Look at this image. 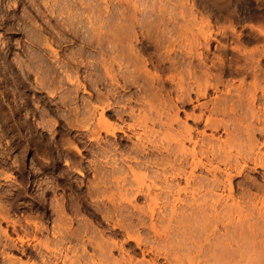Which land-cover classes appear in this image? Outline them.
<instances>
[{
    "label": "bare ground",
    "instance_id": "1",
    "mask_svg": "<svg viewBox=\"0 0 264 264\" xmlns=\"http://www.w3.org/2000/svg\"><path fill=\"white\" fill-rule=\"evenodd\" d=\"M113 1L114 7L109 6L113 10H105L107 15L99 9L100 0H94L95 10L86 17L63 12L53 15L55 10L51 9L50 15L55 16L56 20L52 28H49L52 16L45 14L42 17L46 24H50L44 28V23L38 24L41 18L32 17L25 34L27 45L23 47L28 46L35 51L28 50L26 55L31 60L26 59L30 62L20 65L27 76L25 79L32 75L34 82H30L35 88L44 90L39 91L38 102L43 103L45 98H49V102L45 103L49 113L63 110L65 118L61 121V131H56L55 137L43 132V140L39 142L28 136L26 148L37 154L41 150L39 148L43 147L40 153L47 160L44 161L43 170L54 169L55 166L59 169L57 162L65 153L73 155L75 150L82 153L80 144L89 148L97 162L91 160L89 166L83 167L80 161L77 163L74 160V164H69L66 159L65 161L69 166L79 167L80 170L87 168L92 172L95 185L88 193L90 198H96L98 208L111 205L117 211L127 207V204L132 206L136 221L140 225L149 224L151 231L153 230L155 247L152 245L147 249H154L157 255L162 254L171 264H264V44H251L264 41V27L259 25L263 20L258 23L259 26L250 22V33L245 30L247 26L239 29L230 20L233 23L227 24V27L224 25L225 28L221 30L218 28L215 36L212 29L200 32L203 34L201 40L199 33H194L195 36L191 34L192 30L183 23L184 20L180 19L183 24L180 23L179 15L184 18L185 13L181 8L186 0ZM230 1L201 0V3H197L193 0L189 4L190 10L186 9L191 11L190 15L196 4L203 5V8L210 7L211 11L222 10L231 4ZM105 2V9H108V1ZM243 2L240 1L239 4L242 6ZM257 12H240V21L249 22L255 17L263 19V15ZM192 18L189 21H194ZM105 24L108 27H104ZM196 34H199L198 38ZM213 40L217 42L214 44V51ZM53 44L68 53L61 54ZM248 44L254 47L248 48ZM44 51L49 55L50 63L43 58ZM8 65L11 67V64ZM1 72L0 93L15 94L18 83L22 80L17 75L18 71L12 72L17 77V85L5 80ZM172 88L176 89L175 94ZM81 90L84 91L83 95ZM45 92L46 96H43ZM11 100L9 114L21 129L24 123L19 122L15 114L23 107L13 105ZM29 103L26 102L24 106L30 114L37 116L35 120H39L38 125L44 129L51 127L52 123L49 122L52 121L47 118V114L37 112ZM181 112L186 119H193L196 126L203 123L204 128L211 129L212 133L208 135L204 129L195 135L193 127L186 120L182 121ZM24 119L26 120V116ZM129 119L133 120L129 121L131 124L127 123ZM137 125L144 132L149 129L150 134L148 131L145 132L146 135L141 130L137 131ZM26 127L32 129V124ZM37 127L35 126L36 129ZM54 130H51L52 133ZM221 130L224 137L220 135L214 138L215 133ZM117 132L123 133L125 138L134 137L135 141L125 147L121 141L109 143L105 139L108 134L116 138ZM63 133L68 135L63 137ZM57 135L60 136L59 139ZM35 142L41 144L39 148ZM55 142L58 144V153L51 150ZM107 165V169H110L108 172L104 171ZM199 168L201 175L197 173ZM251 171L258 172V178L250 176ZM237 177L239 181H236ZM240 177H243L242 181ZM109 182L116 185L115 189L108 187ZM48 194L46 191L45 195ZM140 196L146 198L144 206L136 204ZM161 197L169 205L165 212L158 211L156 214V206ZM63 200L53 207L46 203L42 206L45 212L51 211L55 215L53 220L57 223L52 224L51 234L67 240L76 236V231L70 225L72 218L67 216L73 202ZM123 214L118 216V213L116 216L111 212L109 216H104L124 230L134 226L133 223L137 224L133 216ZM0 217L18 231L17 221L10 220L2 210ZM174 221L179 224V238L163 237L158 225L167 226ZM45 225L27 220L24 227L28 229L30 226L38 232L46 230L48 227ZM137 226L132 227L130 232L127 231L126 238L133 239L144 256L147 249L143 246L142 237L133 233L134 228L139 230ZM83 230L85 232L84 228ZM3 231L9 239L8 231ZM79 232L81 233L80 230ZM19 239L23 242L24 238ZM11 240L13 239L7 241ZM96 243V249L98 247L102 254L110 252L113 247L124 245H119L116 240H111L106 245L99 241ZM84 245L81 247L82 253L86 250ZM166 246L172 252L169 255L168 250L165 253L160 251ZM126 256L123 258L130 264L158 263L157 256L146 262H135L131 255L128 256L129 259ZM74 258L76 261L77 255ZM73 260L71 264H74Z\"/></svg>",
    "mask_w": 264,
    "mask_h": 264
},
{
    "label": "rangeland",
    "instance_id": "2",
    "mask_svg": "<svg viewBox=\"0 0 264 264\" xmlns=\"http://www.w3.org/2000/svg\"><path fill=\"white\" fill-rule=\"evenodd\" d=\"M105 1H108V9H105V8H107L105 6V5H107V3ZM110 1L111 0H100L99 9L101 12H103L105 10L109 11L110 9L113 10L111 7L109 8V6H112L114 4V1L112 0L113 3H112V1L111 2ZM179 1L182 2L181 0H179ZM183 1H185V0H183ZM186 1L184 2L185 3L184 7H182L181 9L184 10V13L187 16L184 14V16H183L184 18H182L179 15V20L182 19V20H184L183 21L184 24L186 23L187 25H189L188 28H189V30H192V32L191 31L190 32H191V34L193 33L192 35H194V36H195L194 33L200 34V32H205V31L207 32V31H212V30H213L212 32L215 36L218 34V33H215L216 30L218 32L219 29L221 30V28L224 27V25H225V27H227L228 25H231L233 22H234L233 25H235L239 29L240 28L242 29V26L243 27L247 26L245 28V30L248 33H250L252 31L251 30L252 28L250 27L251 23L255 26L257 24V26L263 25V27H264V18L262 19V18L255 17V18L249 20V22H248V20H246V22H245V21H240L241 16H239L240 12H242V11L247 12V10H248V12H250V11L251 12H253V11L257 12V9H258L257 13L263 15V17H264V12H263L264 11V9H263L264 8V0H253V1L252 0H240L241 2H243V1L247 2V3L246 2L242 3L243 7L241 6V4H239L240 3L239 0H231L230 1L231 4H229L227 8H224L222 10L212 9V11H211V9H209L210 7H206V8L204 7L205 8L204 9L203 5L201 6V5L196 4V5H194L195 7L194 6L192 7L193 8L192 9L193 10L192 15H190L191 11L189 12L188 9L190 10V7H191L190 1H193V0H188L187 1L188 4H186ZM198 1H200V3H201V0H197V1L195 0V2L199 3ZM43 2H45L47 5L44 4ZM39 3L41 4V6ZM180 4L181 3H179V5ZM248 4L250 7H248ZM93 6H94V0H46V1L45 0L44 1L43 0H0V67H1L0 72L2 71L1 73L3 74V77L5 78V80H7V81H9L15 85H17L18 80H17V77H15L16 76L15 73L12 74L13 70L18 71L19 73L17 72V75L19 74V77L21 76V79H22V80L20 79L21 81H19L18 87H17V89L20 88L19 89L20 91L16 89V92H15V94L18 92L19 93V94L17 93L18 95L17 94L16 95L15 94L5 95V94L0 93V104H2V105H0V116H1L0 117V123H1L0 124V209L2 210V212L4 211L7 214V216L10 218V220L17 221V227H18V231H15L13 229V227L11 225H9L6 220H1V217H0V264H48V262H49V264H71V260L75 259L74 257H76V255H77L78 259L76 258L77 259L76 261L73 260L74 262H72V263H74V264L75 263L76 264H130L127 259L126 260L124 259L126 255H127L126 258H128V256L131 255L133 261H135V262H138V260H142V261L146 262V260H151L153 257L157 256L156 257L158 260L157 264H171V262H169L170 260L167 261L165 256L163 257L162 254H160L161 256L157 255L154 252L153 248H152L153 250H151L153 252H151L150 250L147 249V247L150 248V246L153 247L155 245L154 244V239H155L154 237L155 236H154L153 230L151 231L149 224L146 223V225L145 224L140 225L141 223L136 221L137 217L133 216L134 210H133L132 206L127 204V207H124L123 209H120L117 211H114V208L111 207V205H109L107 208L104 206H100L98 208L99 205H97V202H95L96 198H92V199L90 198L88 193L90 190H93L94 185H95V183H94L95 181L93 182L92 172L88 171L87 168L80 170L79 167L69 166V164L71 162H72V164H74V162H75L74 160H76V162L80 161L82 163L83 167L89 166L91 160L92 161L95 160L97 162L98 160L94 157V155H92L93 153L89 150V148H86V146L84 147V145L80 144L81 151H83L82 153H79L77 150H75V152L73 154V155L76 154L75 156L65 153L63 155V157H61L59 159V161L57 162V165L60 167L59 169H56V166H55L54 169L53 168L52 169L47 168L46 170H43V167H45L44 161H47V160H45L41 155L42 148H43V147H40L41 144L39 145L37 142H35V144L37 143L36 144L37 148L40 147L39 149H41V150L37 151V154H35L34 150L30 151L29 149L26 148L28 136L34 137L35 140L39 141V142H40V140H43V137H44L42 134L43 132L47 133V135L50 134L49 136H51L52 138L55 137L54 135H56L57 132L61 131V129H59L61 127V121L65 118V116L63 115L65 113V111H63V110H58L56 112L55 108H53L55 111L49 113L50 111L46 105L49 102L48 100H50L49 98H45L46 100L44 99L43 103L38 102L39 99H38L37 95H39L38 94L39 91L44 92V90H39V89L35 88V86L32 83V82H34L32 80V79H34L32 75H29L30 77L25 79V77H27V76H25V71L22 69L23 66H21V65H23V62L28 63L31 60L30 56L28 54L26 55L27 51L28 50H30L32 52L35 51V50L29 49L28 46L23 47L24 45L25 46L27 45V43H26L27 38H26L25 34H26V30L29 28L28 27L29 23L31 22L32 17H37V19L41 18L39 20L38 24H40L41 22H42V24L44 23L42 28H44L46 25L48 27L50 24H46L45 20L44 19L42 20V17L49 15V17L52 16L51 17L52 18V21H51L52 25H50L49 28H52L51 26H54L56 24L55 16H53V15H58V13L63 12V14H77V15L86 17L88 14H91L93 10H95V8ZM36 7L37 8L39 7L40 9L38 10ZM113 7H114V5H113ZM186 8H188V9H186ZM51 9H52V11L55 10L54 11L55 13L53 15H50V14H52ZM41 10L42 11L44 10V11L42 12ZM39 11H41V14ZM106 11H105V13L103 12L104 15H107ZM231 11H233V12H231ZM38 14L40 15V17ZM42 14H44V15H42ZM33 15H36V16H33ZM209 15H211V16H209ZM235 16H237V17H235ZM190 17L191 18L195 17L198 22L195 21V18H192L194 21H189ZM229 17L232 19H230ZM238 18H239V20H238ZM182 20H180L181 24H183ZM210 20H212V21H210ZM230 20H232L233 22ZM261 21H262V23L258 25V23H260ZM195 22L197 23V25H195ZM34 25H36V24H34ZM21 26H22V28H21ZM105 26L108 27L106 24L104 25V27ZM191 26H193V29ZM53 30H52V32H54ZM199 34H196L197 38H198ZM47 35L50 36V34H47ZM202 35L203 34L201 33L199 37L201 38ZM196 37L194 38L195 40H197ZM217 38H219V37H217ZM202 39H203V37L201 38V40ZM216 43H217L216 41H214V40L212 41V44H213L212 51H214V44H216ZM251 44H253L254 46L255 45L257 46V44H258V46H261L262 44H264V41H257L256 43L254 42ZM251 44H248L247 47L249 48V46H250L252 48L253 45L251 46ZM53 47L56 48L57 50H60L61 54H63L64 52L68 53L65 50L61 51L62 48L58 47L57 45L56 46L54 45ZM70 50H71V47L69 46L68 51H70ZM45 52L46 51L43 52V54H45V55H43V58L45 60L49 61L50 60V58L48 59L49 55H47V53H45ZM215 52L217 53V51H215ZM10 53H11V55H10ZM26 56H29V57H26ZM26 58H29L30 60L29 59L27 60ZM48 61H46V62H48ZM50 62L51 61H49V63ZM8 64H11V67H9ZM5 66L7 67V69L9 71L6 70ZM15 67L18 68V70ZM19 68H21V69H19ZM22 71H23L24 76L21 73ZM27 79L28 80L30 79V80L27 81ZM11 80H13V81H11ZM15 80H16V82H15ZM30 81H32V82H30ZM22 87H23V89H22ZM172 90H173V92L175 91L174 92V94H175L176 89L172 88ZM0 92H1V90H0ZM80 93H81V95H83L84 91L81 90ZM42 95L46 96V92L43 93ZM1 98H2V100H1ZM6 98L8 101L6 100ZM8 98L12 99L10 103H12L13 105H15V106L19 105V106H21V108L23 107L20 112H17L15 114V118L17 120L19 119L18 120L19 122L24 123V124H22L23 126L21 129L16 125L17 123H15V122H17V121L16 120L13 121L12 117L9 114L8 110H9V106H10V104H9L10 99H8ZM16 98L20 99V100H17ZM36 99H38V100H36ZM25 101L28 103L31 102V103H29V105L35 107V109L38 110L37 112H43L45 115L47 114L46 115V116H48L47 118L50 121H52V122H49L50 124L52 123V126H51L52 128L49 127V128L44 129V127L39 126L37 123V122H39V120L38 121L35 120L37 118V116L35 117L33 115V113L30 114V112L27 111V107L24 106V104L26 103ZM21 102H22V104H21ZM188 110H191V109L188 108ZM1 113H2V115H1ZM3 114L6 116H4ZM7 115L10 119L7 117ZM17 115H18V117H17ZM21 116H22V118H21ZM25 116H26V120L24 119ZM33 116H34V118H32ZM180 116H181L182 121L186 120L188 125L193 127V131H194L195 135L197 134V132H199V131L201 132L204 129H206V133L208 135L212 133L211 129L204 128L203 123H201V125L199 124L198 126H196L193 119H186L185 114L183 112H181ZM4 118H5V120H3ZM20 118H21V120H20ZM27 120L32 124V129L34 128V130L28 129L26 127L28 124H30L29 122H27ZM3 121L6 123V125H4L5 123H3ZM127 121H128L127 123L133 122V120H131V119H129ZM12 122H14V123H12ZM7 124H9V125H7ZM13 124H15V125H13ZM16 126H17V129H16ZM35 126H38L37 129L35 128ZM11 127H14V129ZM3 128H4V130H2ZM50 128H51V130L55 129L54 130L55 132L52 133ZM140 128H139V125L136 126V129L139 132H141L143 130L141 126H140ZM156 129L158 130V128H156ZM147 131L149 132V129H147L145 132H147ZM143 132L144 131H142L141 133L145 134V132L144 133ZM73 134H75V133H73ZM149 134H150V132H149ZM215 134H216L215 135L216 137H214V138H218L220 135L222 137H224L223 135H225L224 133H222V130L215 133ZM59 135H57L58 139L60 137ZM63 135H64L63 137H65V135H68V134L63 133ZM51 137H49V139L52 141ZM154 137H156V135ZM116 138H114L110 134H108L107 137L105 136V139L109 143L110 142L113 143L115 140H117L118 142L121 141L120 143L125 147H127V146L129 147L135 141L134 137H131V139H129L127 137L125 138L123 133H121V132H117ZM124 138H125V140H124ZM81 141H85V140H81ZM52 145H53L52 146L53 149H51V150L58 153V149L56 148V146L58 144L55 142ZM38 155L40 156L39 158H38ZM65 159H66V161L69 162V164L66 163ZM39 160H40V162H39ZM99 160H100V158H99ZM121 163L122 162H120L119 164L121 165ZM107 166L104 168V171L108 172L110 169H107V168H109V166L108 167ZM23 169H24V171H23ZM258 171H260V170H258ZM197 173L202 174V172H200V168L197 170ZM203 174H205V173L203 172ZM249 174L253 178H258V176H259L258 172H254V171H251ZM150 175H151V172H150ZM240 178H241L240 180L242 181L243 177H240ZM238 179H239V177L236 178V181ZM128 181H126V182H128ZM181 183L184 184V181L181 180ZM107 185L109 188H112V189H115V186H116L115 184H112L110 182ZM111 186H113V187H111ZM46 191L49 192V194L47 196L45 195ZM182 197H184V196L182 195ZM44 198H46L47 201H46V199L44 200ZM145 199L146 198L144 196H140L139 199L137 200L136 204H138V205L140 204L139 206H141V204H142V206H144L145 205L144 203L146 202V201H144ZM162 199H163V197H161V200L159 199L160 201L156 206L157 207L156 208V214H158L161 211L165 212V209L167 210L166 207L169 205V203H166L167 202L166 199H163V200ZM62 200L68 201L69 203L73 202V205H72L70 211L68 212L67 216L72 218V222H71L72 224L70 223L71 228L73 231L77 232V234L75 232L76 236H73V238L72 237L67 238V240H63L61 238H56L53 234H51L52 232H50V231L52 230V226H53L52 224L56 225V223H57L53 220V219H55V215H52L51 211H49L48 213L45 212L44 207L42 206V204L46 203L49 207H53L56 203L60 204L62 202ZM1 205H2V208H1ZM96 205H97V207H96ZM178 205H179V202H178ZM161 206H163V207H161ZM126 208L127 209L130 208V209L127 210ZM6 210H8V211L6 212ZM109 211H111L112 213H115L116 216L118 215V213H119L118 216H121L125 212V214L133 216V218H135L134 220H135V222H137V224L133 223L132 225H134V226H132V227H135V225L137 226L138 224L140 225V227L137 226V227H139V230H137L138 228L135 229L136 228L135 227L133 230V233H134V235L139 234V236L142 237V238L141 237H139V238H141L143 240V244H144L143 246L148 250V251L146 250V252H144V256H142L143 253L140 252V250L136 246L134 240L126 238L127 231L132 230L133 228L131 227L132 229L129 228L128 230H124L123 227L115 225L113 223L114 221H112V222L108 221L106 216L110 215L111 212H109ZM9 212H10V214H9ZM108 212H109V214H108ZM116 212H117V214H116ZM128 212H130V214H128ZM178 212H179V208H178ZM125 214H123V215H125ZM104 215H106V216H104ZM147 217H148V214H147ZM32 219L34 221L40 223V224H44V225L46 224L45 226L48 227L47 228L48 230L45 227L46 230H41V231L36 232L30 226L28 227V229L25 228L24 225L27 223V220L33 221ZM147 219L148 218H146V220ZM148 221L149 220H147V222ZM175 222L176 221H174L172 224L171 223L168 224L169 226L168 225L162 226L160 224V227H159V225H158V228L160 230V234L163 237H166L169 239L179 238V224H177V222L176 223ZM83 228L85 229V232H84ZM4 229L8 231V233H9L8 236L10 237L9 239H13V240H11V241H13V243H11V241L10 242L7 241L9 239L7 238L6 233L3 231ZM74 229H76V230H74ZM78 229L81 231V233L79 232ZM82 232L84 235L82 234ZM78 235H79V237H78ZM131 235H133V234H131ZM21 237L24 238L23 242L21 239H19ZM81 237H82V239H81ZM89 239H90V241H89ZM58 240H63V241H58ZM100 240H101V242L103 241L102 242L103 245L105 243H107V241L111 242V240H113V241L116 240V242L117 241L119 242V245L124 244L123 245L124 247L122 245L120 246L121 248L120 247H113V249L110 252L107 251V253L102 254L101 251L99 252L98 247L96 249V246H95L97 244L96 243L97 241H99V243H101ZM78 241H80V242H78ZM6 242L9 244V246H7L8 244H6ZM46 242H48L47 245L49 244L48 247L46 246ZM91 242H93V243H91ZM83 244H85L84 247H86V250L83 251L85 253H82L83 248H81V247H83L82 246ZM4 245H6V246H4ZM92 245H94L95 247ZM162 248L163 249H160V251L163 250L162 253L167 252V250L170 251L168 253V255L172 253L171 250H169L170 249L169 246L162 247ZM121 251L124 253L122 254ZM170 257H171V255H170ZM143 258H144V260H143ZM46 260H48V261H46Z\"/></svg>",
    "mask_w": 264,
    "mask_h": 264
}]
</instances>
